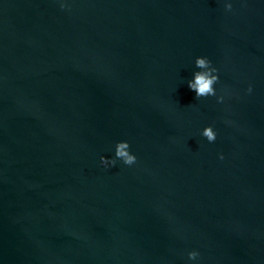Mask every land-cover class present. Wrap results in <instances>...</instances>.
<instances>
[{"label": "water", "instance_id": "95a60500", "mask_svg": "<svg viewBox=\"0 0 264 264\" xmlns=\"http://www.w3.org/2000/svg\"><path fill=\"white\" fill-rule=\"evenodd\" d=\"M67 3L0 0V264H264V0Z\"/></svg>", "mask_w": 264, "mask_h": 264}, {"label": "clouds", "instance_id": "9594fccd", "mask_svg": "<svg viewBox=\"0 0 264 264\" xmlns=\"http://www.w3.org/2000/svg\"><path fill=\"white\" fill-rule=\"evenodd\" d=\"M59 3L60 9L70 10V4L67 3V0H57ZM224 9L226 12H230L233 10V6L231 2H226L224 4ZM196 68L200 69V71H196L193 74V79L189 80L188 87L190 90L194 91L196 94V99L205 98L209 96H217L214 85L219 82L218 69L212 66V62L207 57H197L195 59ZM248 93L252 92V87L249 85L247 89ZM224 97L217 96V102L222 103ZM201 135L207 139L208 142H215L217 138V133L214 131L212 126H207L203 129ZM130 145L127 141H120L115 145V156L112 159H108L104 156L100 157V163L105 166V168L110 166H115L117 160L122 161V163L126 166H132L136 164L137 157L130 152ZM219 159L223 160L224 157L221 154ZM200 253L196 250L189 251L187 253L188 260L196 261Z\"/></svg>", "mask_w": 264, "mask_h": 264}]
</instances>
